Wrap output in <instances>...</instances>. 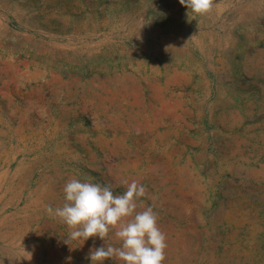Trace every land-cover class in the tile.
Wrapping results in <instances>:
<instances>
[{
  "label": "rangeland",
  "instance_id": "obj_1",
  "mask_svg": "<svg viewBox=\"0 0 264 264\" xmlns=\"http://www.w3.org/2000/svg\"><path fill=\"white\" fill-rule=\"evenodd\" d=\"M127 78L147 130H83L82 145L35 123L14 133L21 151L0 173L23 181L0 182V197L24 194L0 205V264H90L103 241L66 240L71 229L46 212L74 178L114 195L143 185L135 211L156 213L163 264H264V0H212L195 16L178 0H0V105L32 111L44 80L80 83L87 98ZM13 153L0 146L2 159ZM117 230L107 244L119 246Z\"/></svg>",
  "mask_w": 264,
  "mask_h": 264
},
{
  "label": "clouds",
  "instance_id": "obj_2",
  "mask_svg": "<svg viewBox=\"0 0 264 264\" xmlns=\"http://www.w3.org/2000/svg\"><path fill=\"white\" fill-rule=\"evenodd\" d=\"M188 15L210 11L212 0H178ZM64 203L46 207L49 215L59 218L71 231L67 239L87 241L99 238L103 244L88 253L90 264H106L115 259L120 264H163L166 237L157 225V215L151 207L136 212L135 199L145 195V187L132 181L122 195H114L109 185L69 180L63 188ZM125 217H132L122 222ZM115 232L119 246L107 244L109 231Z\"/></svg>",
  "mask_w": 264,
  "mask_h": 264
},
{
  "label": "crops",
  "instance_id": "obj_3",
  "mask_svg": "<svg viewBox=\"0 0 264 264\" xmlns=\"http://www.w3.org/2000/svg\"><path fill=\"white\" fill-rule=\"evenodd\" d=\"M31 82L29 77L24 80V86L27 91H30ZM73 83L59 84L61 90L58 91L55 89L53 81L44 80L42 92L47 97H42V102L39 100L38 102H34V105H30L33 106V110L36 109L35 112L32 110L26 113L25 107L22 106L20 108L17 104L11 105L12 102L8 103V106L4 104L0 105V146L14 152L12 157L0 160L1 168L12 165L18 156L16 155V150L19 149L21 151L18 144L22 141H20V138L17 140L14 137V133L19 135V131L17 130H31L34 123L35 125L43 126L42 130H46L45 134L49 135V141L58 137L60 141L57 144L62 142L66 145L71 143L72 140L76 143H81V145L86 142V139L82 135L83 130H99L104 133L105 130L114 129L119 131L147 130L142 122L138 121L139 118L144 119L142 111L145 105L141 101L143 99H141L140 89L134 78H127L126 83L123 80L125 86L130 88V93L126 98H121L120 94L112 93L110 97L103 96L96 100H87V98L83 97L82 84L79 83L77 85V82ZM28 87L29 89H27ZM64 93L65 95H62ZM132 113H135V115H132ZM86 115L92 117V125L83 124V117ZM33 116H35L34 120ZM135 119L136 121L133 124L131 121ZM17 176V174L10 175L4 171V173H0V182L14 184L18 181L17 183H20L19 181L22 179H17ZM23 190L24 188L18 186V188L14 187V190H10V195L5 194L3 196L5 201L3 204H0L2 205L1 208H14L16 206L14 199H22ZM28 197H33V195H28Z\"/></svg>",
  "mask_w": 264,
  "mask_h": 264
},
{
  "label": "bare ground",
  "instance_id": "obj_4",
  "mask_svg": "<svg viewBox=\"0 0 264 264\" xmlns=\"http://www.w3.org/2000/svg\"><path fill=\"white\" fill-rule=\"evenodd\" d=\"M81 86V85H80ZM85 93V92H84ZM87 93V100H92V99H98V98H102L104 97H110L112 95V93L119 95L121 98H126L129 93H130V88L128 87H122L121 85H119L118 81H109V82H102V84H100V86L95 90H92V88L87 89L86 91ZM111 94V95H110ZM73 96V95H72ZM86 96V95H85ZM79 98V96H78ZM80 101V100H79ZM120 101V100H119ZM86 103V102H85ZM100 104V103H99ZM101 105V104H100ZM85 107V106H84ZM65 135V134H64ZM80 139V138H79ZM81 140V139H80ZM23 141V140H22ZM82 141V140H81ZM2 159V156L0 154V160ZM3 162V161H2ZM1 163V162H0ZM13 182V181H12ZM8 192V191H7ZM11 193V192H10ZM6 194V193H5ZM4 195V194H3ZM13 198V197H12ZM3 196L0 197V204H2L3 202ZM29 197L26 199V202L28 201ZM32 203L27 202L25 207H30ZM40 231H36L35 234L32 235V238L37 237V234H40ZM62 238V237H61ZM111 242V240H110ZM36 246V245H35ZM48 263V262H47ZM53 264V263H52Z\"/></svg>",
  "mask_w": 264,
  "mask_h": 264
}]
</instances>
